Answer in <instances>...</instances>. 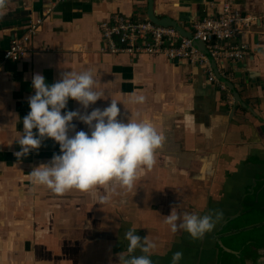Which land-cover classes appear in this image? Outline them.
Returning a JSON list of instances; mask_svg holds the SVG:
<instances>
[{
	"label": "crops",
	"instance_id": "0c3cea01",
	"mask_svg": "<svg viewBox=\"0 0 264 264\" xmlns=\"http://www.w3.org/2000/svg\"><path fill=\"white\" fill-rule=\"evenodd\" d=\"M54 1L11 0L0 20V264H119L118 254L128 246L124 234L133 225L157 244L153 264H171L177 251L183 253L180 264H264V0H233L257 17L242 37L250 43L249 57L219 65L234 85V104L208 82L204 69L186 61L100 52V22L115 13L148 17V0L58 2L31 52L2 63L4 49ZM222 1L153 0V9L190 32L206 9L217 11ZM67 71H92L104 93L88 113L115 99L119 119L150 122L163 134L156 165L140 173L131 192L117 185L115 192L98 187L55 194L34 185V168L60 154L51 138L27 156L15 155L31 110L28 98L35 94L33 75L51 85ZM137 96L144 102L135 103ZM77 110L85 112L69 99L64 111ZM72 123L89 132L83 122ZM101 195L109 201L98 203ZM174 206L180 215L222 210L223 219L202 241L193 240L165 223Z\"/></svg>",
	"mask_w": 264,
	"mask_h": 264
},
{
	"label": "clouds",
	"instance_id": "9594fccd",
	"mask_svg": "<svg viewBox=\"0 0 264 264\" xmlns=\"http://www.w3.org/2000/svg\"><path fill=\"white\" fill-rule=\"evenodd\" d=\"M10 3L11 0H0V20ZM97 83L92 71L64 72L51 85L46 83L44 75H33L35 94L28 98L31 110L23 119V134L17 139L21 150L15 155L21 158L38 150L46 138L54 139L60 146V154H54L49 163L41 164L29 174L34 185L46 186L55 194L73 189L91 193L98 187L115 192L117 185L131 192L140 173L156 165V153L165 138L153 124L119 119L121 103L115 99L103 109L86 111L104 96L97 90ZM69 99L82 105L84 114L78 110L64 111ZM144 100V96H137L134 102ZM74 119L86 124L89 132L77 131L72 123ZM108 201V195L98 197L100 204ZM222 219V210H211L202 216L187 212L180 215L174 206L165 223L173 233L184 231L193 240L202 241ZM124 238L128 246L118 254L119 264H153L155 242L148 237L141 238L135 225L125 232ZM137 250L140 255H136ZM182 259L183 253L177 251L171 264H180Z\"/></svg>",
	"mask_w": 264,
	"mask_h": 264
},
{
	"label": "built area",
	"instance_id": "2783aa9c",
	"mask_svg": "<svg viewBox=\"0 0 264 264\" xmlns=\"http://www.w3.org/2000/svg\"><path fill=\"white\" fill-rule=\"evenodd\" d=\"M61 1L64 0H55L43 14L31 17L24 34L2 52V63L18 61L31 52L32 39L41 31L56 3ZM256 24L257 17L236 7L233 0L222 1L217 11L206 9L205 15L192 23V37L182 34L175 26L156 23L149 17L115 13L99 24L102 41L99 50L132 58L148 54L164 55L172 62L186 61L192 67L204 69L208 82L224 91L226 100L234 104L235 98L228 85L216 74L212 59L217 63L220 77H228L224 67L219 65H224L226 60L237 62L249 57L250 43L242 37ZM197 41L203 42L206 50Z\"/></svg>",
	"mask_w": 264,
	"mask_h": 264
},
{
	"label": "water",
	"instance_id": "95a60500",
	"mask_svg": "<svg viewBox=\"0 0 264 264\" xmlns=\"http://www.w3.org/2000/svg\"><path fill=\"white\" fill-rule=\"evenodd\" d=\"M149 2V6H148V17L153 20L156 23L162 24V25H170V26H175L182 34L188 36V37H192V33L189 31H186V29L184 28V26L182 24H180L177 20L171 19L169 17H161L158 14L155 13L154 9H153V0H148ZM197 44L204 50H206L205 44L201 41H197ZM212 66L216 72V74L218 75V77L224 81L228 87H230L233 91H234V85L232 83L229 82V80L227 78H221L220 77V73H219V69L217 66V63L215 62L214 59H212ZM235 93V97L237 99V101H240L239 95L238 93Z\"/></svg>",
	"mask_w": 264,
	"mask_h": 264
}]
</instances>
